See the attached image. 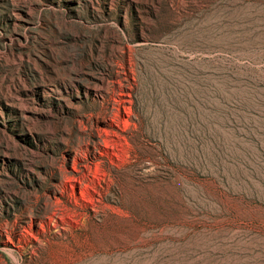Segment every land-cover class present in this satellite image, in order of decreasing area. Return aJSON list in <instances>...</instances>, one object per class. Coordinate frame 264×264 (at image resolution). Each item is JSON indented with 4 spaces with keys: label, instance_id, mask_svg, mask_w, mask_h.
I'll list each match as a JSON object with an SVG mask.
<instances>
[{
    "label": "rangeland",
    "instance_id": "rangeland-1",
    "mask_svg": "<svg viewBox=\"0 0 264 264\" xmlns=\"http://www.w3.org/2000/svg\"><path fill=\"white\" fill-rule=\"evenodd\" d=\"M0 264H264V0H0Z\"/></svg>",
    "mask_w": 264,
    "mask_h": 264
},
{
    "label": "bare ground",
    "instance_id": "bare-ground-1",
    "mask_svg": "<svg viewBox=\"0 0 264 264\" xmlns=\"http://www.w3.org/2000/svg\"><path fill=\"white\" fill-rule=\"evenodd\" d=\"M71 185V184H70ZM72 185H74V184H72Z\"/></svg>",
    "mask_w": 264,
    "mask_h": 264
}]
</instances>
